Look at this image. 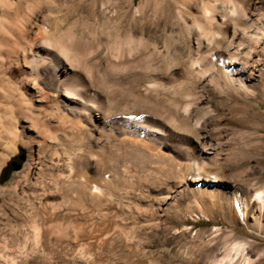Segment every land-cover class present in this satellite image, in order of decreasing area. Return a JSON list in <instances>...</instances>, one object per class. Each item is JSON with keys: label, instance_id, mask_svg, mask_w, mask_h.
<instances>
[{"label": "rangeland", "instance_id": "1", "mask_svg": "<svg viewBox=\"0 0 264 264\" xmlns=\"http://www.w3.org/2000/svg\"><path fill=\"white\" fill-rule=\"evenodd\" d=\"M22 1V10L7 15L0 7V264H244L247 256L264 264V203L256 196L264 192V27H257L264 25V0L239 2L248 34L238 27L211 55L229 62L242 41L237 65L252 91L217 87L206 74L208 58L192 40L199 31L181 9L204 10L199 0H133L130 10L125 0L121 9L110 0H82L95 6L91 27L73 21L79 0L70 3L68 18V6L56 12L42 0ZM44 26L70 27L79 47L99 50L87 64L103 89L138 71L175 86V105L166 92L151 93L162 106L161 134L121 132L120 125L131 124L120 116L135 108L132 99L114 107L121 119L113 134L86 119L72 124L71 114L64 120L52 70L32 71L29 59L34 49L26 39L44 38ZM130 32L143 35L151 57L143 68L106 77L99 62L106 55L116 61ZM167 49L175 51L173 60L161 57ZM74 153L89 157L90 165H78L91 176L107 167L115 187L102 184L91 199L83 178L68 182ZM196 173L217 181L201 180L207 190L200 192L190 179Z\"/></svg>", "mask_w": 264, "mask_h": 264}, {"label": "bare ground", "instance_id": "2", "mask_svg": "<svg viewBox=\"0 0 264 264\" xmlns=\"http://www.w3.org/2000/svg\"><path fill=\"white\" fill-rule=\"evenodd\" d=\"M72 1L73 0H42L40 2L42 7L48 6L56 12L61 10L62 5L68 6L66 14L64 15V17L68 18L70 15L69 7H71L70 3H72ZM81 1L82 0H79L78 7L76 6L80 14L73 21L77 23V21L82 20L86 27H91L92 23L89 22V18L91 15L93 16L95 6L90 3L84 4ZM110 1H112L111 4H113L117 9L124 7L121 0ZM125 1L127 3V7L125 8L130 10L133 0ZM169 1L177 2L178 0ZM182 1L185 5H187L186 0ZM199 1L202 5H204V10L194 12L191 10V6L188 5V7L182 5L181 9L191 17L193 25L199 31V35L192 40H196L199 56L203 59L208 58L207 60L209 65L204 68L206 74H208L209 78L215 82L217 87L224 88L223 85H230L238 87L242 90L252 91L253 89H250L247 83H245V75L240 73L245 71L244 67L237 65V63L239 64L238 60L242 55L239 53L240 48H237L240 45L242 46V41L237 44L236 50H232L230 52L228 56V59L230 60L229 62H226L227 60L224 61L225 59L221 58L222 56H220V54V58L218 57V59L211 60V55H214V53H216L215 51L221 49L226 44L231 32H234L235 29L240 27L239 29L243 35L248 34V27L240 26L242 25V19L238 13V5L241 0ZM0 7L3 15H7L13 10H22L23 1L19 0L17 5L14 6L9 0H0ZM257 24L258 21H253L251 23L253 26H257ZM257 27L258 29H262L264 25H258ZM43 29L47 34L44 38L38 40L26 39L27 43H29L34 49V54H32L29 59L30 63L33 65L32 71H37L36 68L38 66L49 67L52 70V75L55 79L54 86L56 88L57 95L59 96L58 103H60L59 106H61L64 111L62 116L64 120L68 119L66 117L67 114H71L74 118L70 120L72 124H74V122H78L79 119H86L90 125L94 127H101L107 132L113 134V132L117 131L115 122L117 120L119 121L121 119L120 117L125 120L126 118H130V126L128 124L127 126L120 125L121 127H118L121 132H130L140 135L144 134L146 137L151 138H155L161 134V125L163 124V121L160 118V116L163 115L161 110L162 106L160 107L159 102L157 103L152 100L151 93L154 92V94H158L159 91L162 90L163 92H166L168 101H170L172 105H175L178 104L175 99V95L177 93V88L175 86L170 85L164 87L159 85V83L154 80L143 79L141 73L138 71V73L133 72L125 74L126 77L124 82H120L122 81L120 79V81L112 83L109 89H103L100 82L96 78L97 69L94 66L87 64V55L92 52V57L99 56V50L93 49L92 51H88V49L79 47L74 31L70 27L62 31L59 27L52 26H50V28L44 26ZM207 42L211 46L206 47L205 49ZM146 46L145 38L141 33L136 36L133 32H130L127 38L120 44L119 49H117L118 59L114 61L109 55H106V61H100L98 65L104 66V75H107L106 77H109V75L119 71H132L135 68H143L146 62H148V58L151 57V52L146 49ZM160 55L163 58L168 57L173 60L175 57V51H173V49H167L166 54L160 53ZM192 62L197 65L196 67L199 66L198 68L203 70V66L201 63H198L199 61L197 58H195ZM139 87L142 88V91ZM170 88H173L172 91ZM130 99L135 101V108L132 111H128V109L126 113H124V116H120V113H115L114 107L119 105L121 101ZM173 111V109L170 111L171 118H174L178 114L177 110ZM47 144L49 143H47L46 140L43 141L40 144L42 145L40 146V149L44 150L47 147ZM72 158L77 166L67 176V181L73 183L78 181L80 178H83L85 185L89 188L88 190L91 199L98 197L97 195L100 193V185L105 184L109 185V187L111 186L112 188L115 187L111 183L110 178H108L109 176L107 177L106 175L108 171L107 167L101 166L98 169L96 176H91L88 174V168L85 169L84 167H80V165H78V163L80 164L82 161H84L83 163H86V165H90L89 157L74 153ZM31 164L34 165V161ZM190 179L195 183V188L200 192L207 190V186L203 185L201 180L217 181V179L212 177H203L200 173L193 174ZM210 189L213 188L210 187ZM256 196L263 205L264 192L258 191ZM234 200L237 201L238 206L241 207V198L235 197ZM250 263L251 259L247 256L244 259V264Z\"/></svg>", "mask_w": 264, "mask_h": 264}, {"label": "water", "instance_id": "3", "mask_svg": "<svg viewBox=\"0 0 264 264\" xmlns=\"http://www.w3.org/2000/svg\"><path fill=\"white\" fill-rule=\"evenodd\" d=\"M21 158L23 159L24 155H21ZM13 164L15 165V168H19L20 167V165H17L15 161H13Z\"/></svg>", "mask_w": 264, "mask_h": 264}]
</instances>
